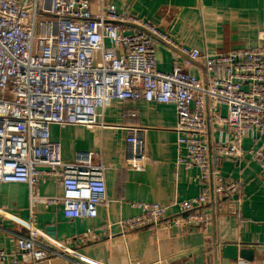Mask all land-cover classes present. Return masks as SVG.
Segmentation results:
<instances>
[{
  "label": "built area",
  "instance_id": "built-area-1",
  "mask_svg": "<svg viewBox=\"0 0 264 264\" xmlns=\"http://www.w3.org/2000/svg\"><path fill=\"white\" fill-rule=\"evenodd\" d=\"M0 0V183L28 187L30 212L38 204L59 205L67 219H92L108 203L105 165L92 152L64 160L50 126L102 128L107 101L171 104L176 114L177 163L196 166L202 191L169 203L131 202L138 215L119 220L122 232L145 227L205 226L221 200L237 198L239 182L211 167L210 154L248 156L264 178V150L244 141L264 135V45L208 54L173 39L156 24L110 0ZM170 47L183 62L170 71L157 68V43ZM199 63L203 75L185 67ZM224 109V112H222ZM135 116V113H127ZM223 131L212 145L205 134ZM125 137V163L143 170L146 152L140 128ZM47 180L62 188L59 196L40 194ZM13 251L0 249V264H43L51 249L40 239L34 214L25 221ZM96 236L91 230L80 241ZM62 250L72 249L62 243ZM156 264H169L157 261Z\"/></svg>",
  "mask_w": 264,
  "mask_h": 264
},
{
  "label": "crops",
  "instance_id": "crops-1",
  "mask_svg": "<svg viewBox=\"0 0 264 264\" xmlns=\"http://www.w3.org/2000/svg\"><path fill=\"white\" fill-rule=\"evenodd\" d=\"M156 24L183 45L208 54L227 53L239 48L264 45V0H110ZM92 9L98 4L92 1ZM157 68L170 71L183 62L176 51L157 43ZM185 69L203 75L199 63ZM128 111L135 113L129 116ZM224 112V109H222ZM102 128L79 125L50 126V136L61 144L64 160L73 161L81 153L92 152L105 169L108 203L97 207L92 219H67L59 205L38 204L30 212L28 187L22 183H0V249L13 251L18 235L27 232L25 221L34 214L40 239L51 252L43 264H264V178L259 166L248 156L221 158L210 154L211 167L226 179L239 182L237 198L221 200L213 219L205 226L183 225L166 229L145 227L122 232L119 220L138 215L131 202L169 203L192 199L204 188L199 169L177 163L182 153L176 140V114L171 104L107 101L100 111ZM141 129L146 152L143 170L134 171L125 163L128 129ZM223 131L211 128L205 134L212 145ZM244 147H261L264 135ZM45 196H59L61 186L47 180L39 186ZM91 230L96 236L80 241ZM72 249L69 255L62 243Z\"/></svg>",
  "mask_w": 264,
  "mask_h": 264
},
{
  "label": "rangeland",
  "instance_id": "rangeland-1",
  "mask_svg": "<svg viewBox=\"0 0 264 264\" xmlns=\"http://www.w3.org/2000/svg\"><path fill=\"white\" fill-rule=\"evenodd\" d=\"M92 1H93V0H89L90 3H93Z\"/></svg>",
  "mask_w": 264,
  "mask_h": 264
},
{
  "label": "water",
  "instance_id": "water-1",
  "mask_svg": "<svg viewBox=\"0 0 264 264\" xmlns=\"http://www.w3.org/2000/svg\"><path fill=\"white\" fill-rule=\"evenodd\" d=\"M0 206H1V200H0Z\"/></svg>",
  "mask_w": 264,
  "mask_h": 264
}]
</instances>
